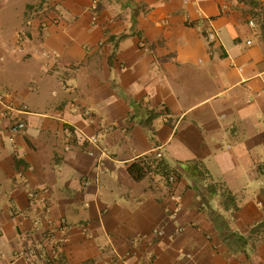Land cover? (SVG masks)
Wrapping results in <instances>:
<instances>
[{
  "label": "crops",
  "instance_id": "1",
  "mask_svg": "<svg viewBox=\"0 0 264 264\" xmlns=\"http://www.w3.org/2000/svg\"><path fill=\"white\" fill-rule=\"evenodd\" d=\"M0 93V264H264V0H0Z\"/></svg>",
  "mask_w": 264,
  "mask_h": 264
},
{
  "label": "trees",
  "instance_id": "2",
  "mask_svg": "<svg viewBox=\"0 0 264 264\" xmlns=\"http://www.w3.org/2000/svg\"><path fill=\"white\" fill-rule=\"evenodd\" d=\"M205 37H207L206 34ZM196 166L201 169V166L198 163H196ZM154 170L163 173L173 172L176 175L178 173L177 168L170 167V165L166 163L164 157H158L157 155H155L154 157L147 156L144 158H140L129 166V171L131 175L137 180L145 177L150 171Z\"/></svg>",
  "mask_w": 264,
  "mask_h": 264
},
{
  "label": "built area",
  "instance_id": "3",
  "mask_svg": "<svg viewBox=\"0 0 264 264\" xmlns=\"http://www.w3.org/2000/svg\"><path fill=\"white\" fill-rule=\"evenodd\" d=\"M251 24H253V22H251ZM206 36H207V39H208L209 41H213V40L216 38L214 32H208V33L206 34ZM21 39L28 40V38H27L26 36H24V37L22 36ZM21 39H20V41H21ZM249 43H250V41H249ZM0 102H1L2 104H4L5 106H7L10 110L13 108V105H14V104H13V101H10V100H9V97H8V94H7V93H0ZM88 140L90 141V143L96 145V144L98 143V136H96V135L90 136V137L88 138ZM169 181H170L171 183H175L176 179H175L174 176H170V177H169ZM29 193H30V196H31L32 198H34V199H36V200H40L43 191L40 190V189H35V190H30ZM47 211H48V208L44 206V208H43V212L46 213ZM43 234H44V236H45V239L51 240V243H53L54 246L56 245L57 241H55V240L53 239V235L51 234L50 231H44ZM27 254L29 255V253H27Z\"/></svg>",
  "mask_w": 264,
  "mask_h": 264
}]
</instances>
